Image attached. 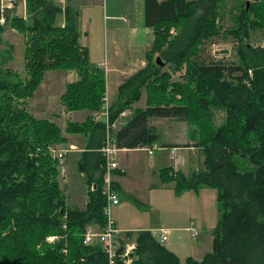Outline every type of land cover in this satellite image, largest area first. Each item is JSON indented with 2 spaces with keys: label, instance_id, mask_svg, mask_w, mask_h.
<instances>
[{
  "label": "trees",
  "instance_id": "trees-1",
  "mask_svg": "<svg viewBox=\"0 0 264 264\" xmlns=\"http://www.w3.org/2000/svg\"><path fill=\"white\" fill-rule=\"evenodd\" d=\"M24 1L25 18L5 14V24L25 40L24 76L0 62V264H107L98 243L83 244L86 228L104 223L100 149L105 124L88 115L65 125L64 133L86 141L78 169L85 174L87 202L84 209L70 207L58 181V161L49 151L67 138L54 122L35 118L26 104L45 72L74 71L78 80L60 97L65 111L100 112L105 75L79 44L71 0L64 7L56 0ZM224 1L144 0L145 26L153 34L147 63L118 87L108 122L131 110L144 93L145 106L134 108L112 131L116 148L152 147L160 139L151 125L155 119L185 122L193 129L203 168L189 175L171 167L159 171L161 182L172 183L176 195L207 187L217 191L212 249L185 264H264V46L249 43L251 31H264V0L245 1L233 19L229 33L239 43V63L206 64L197 57L200 47L220 34ZM4 31L0 25V36ZM213 109L225 112L218 127ZM50 236L57 239L49 242ZM135 242L133 264H181L149 231L139 232Z\"/></svg>",
  "mask_w": 264,
  "mask_h": 264
},
{
  "label": "rangeland",
  "instance_id": "rangeland-1",
  "mask_svg": "<svg viewBox=\"0 0 264 264\" xmlns=\"http://www.w3.org/2000/svg\"><path fill=\"white\" fill-rule=\"evenodd\" d=\"M112 1L113 0H93L92 3L85 5L86 7L82 10L83 18L81 20V25H79L80 41L86 47L87 45L85 44H89L96 58H101L104 54L103 5L106 3L111 5ZM245 1L250 0H225L223 3L219 4V11L221 13V18L219 20L221 24L220 34L205 42L200 47L197 57L199 61L206 64L221 62L226 66L237 65L239 63V43L230 35L229 31L234 23L233 19H235L238 9H241ZM60 5L63 7L65 4ZM117 8L122 10V6L118 5ZM24 11H26L25 1L21 0L18 1V3L15 4V8L13 7L8 13L10 17H23ZM58 21H62L61 17H59ZM3 26L5 28L4 32L6 33L3 32L0 36L1 66L2 68L11 69L12 71L20 73L21 76H24L23 51L25 40L23 36L15 30L14 31L20 35V37L9 30L10 27L8 24L4 23ZM87 26L90 27L91 31L87 35L88 38H84L85 32L83 30H85ZM171 33L172 35L175 34V30H171ZM137 36H140L138 40ZM149 38L150 36H147V34L143 32L140 35H135L132 39L137 40L139 44H144ZM249 41L253 46H264V31H251ZM13 59L14 62L11 63ZM173 79H177L176 75H173ZM117 86L113 75L109 74L106 78V93L109 103H114L116 101ZM54 92L56 94L59 93L57 90ZM144 100L145 95L143 93L140 101L135 104L140 105ZM26 104L28 111L35 118L52 121L58 125L59 128L61 127V130L64 129L66 117L63 116V110H61L58 103L57 106L53 104L47 109L44 108L43 111H46L45 114H38L34 111L35 106L33 107V98L28 99ZM212 113L215 126L218 127L222 125L225 119V112L223 110L213 109ZM83 120L84 119H81L80 121ZM151 125L156 128L157 134L160 136L159 141L156 143L158 148L153 150V155L151 156L147 155L143 150L129 154L128 169L125 171L126 175L123 176H126L127 187L130 189V192L129 194H121L119 205L112 209V218L117 228L128 227L131 228V230H140L141 228H157L158 230L160 228L172 229L167 234L168 242L166 241L162 243V245L169 247L171 250L177 252L181 258H184L185 253H180L179 251L187 246L185 244L195 242L196 239L192 240L188 232L181 231L179 228H183L185 224H187V218H192L196 209L188 205L187 198H181L180 195L174 193L172 184L161 186L162 183L160 184L158 170L160 168L172 166L174 171L178 170L185 175H189L203 168V156L196 147H193V141L190 136L193 129L188 127L185 122H177L173 119H155L151 122ZM63 135L66 136V133L63 132ZM69 139H71V137H69ZM81 139L82 138H78L77 142L72 141V144L69 145H61L60 147L58 145L54 147L57 148V150L60 149L61 153L64 154V150H66L67 147V150L75 149L73 144H80L82 146L83 143H80ZM159 143L181 147V150L179 152L177 151V153L173 152V154H170L171 149L163 150L160 148L161 146ZM174 154L175 160H172L171 155ZM51 156L58 160L57 171L60 188L66 198L67 205L73 207L71 201L68 202V200L77 196V189H81L82 194L86 195L87 198L88 188L85 189L86 194H84L82 188H79L82 186L80 184L87 185L85 182V174L79 171L76 163L72 164L73 170L70 172L65 166V156L61 158H58L55 154H51ZM66 158H70V156L67 155ZM177 160L182 163H179ZM237 162L238 164L248 166L246 161L237 159ZM62 171L64 172L62 173ZM71 176H73V180L70 184L71 187H68L70 178H72ZM79 195L80 192L78 193V196ZM203 195L206 211L204 215L199 212L198 219L204 221L203 226L205 227L208 224L209 218L213 215L212 206L209 204L213 205L215 210L214 214L216 215L217 213L218 216L217 191L216 189L207 187ZM194 226L197 230L196 234H198V230L201 232L200 241L201 239H205L204 237L209 234V231L204 227H200L199 229L196 225ZM132 234L134 235V232ZM182 264H185V259L182 260Z\"/></svg>",
  "mask_w": 264,
  "mask_h": 264
},
{
  "label": "crops",
  "instance_id": "crops-1",
  "mask_svg": "<svg viewBox=\"0 0 264 264\" xmlns=\"http://www.w3.org/2000/svg\"><path fill=\"white\" fill-rule=\"evenodd\" d=\"M93 0H71L69 2V5L72 9L77 11L78 13V31H79V25H81V20L83 18L82 15V10L86 7L85 5H88L92 3ZM65 4V3H64ZM63 4V5H64ZM113 4V5H112ZM122 6V10L117 8V6ZM64 7V6H63ZM104 11H103V37H104V45H103V50L104 54L101 58H96L94 57L92 50L89 46V44L84 46L81 41H80V31H79V44L82 47H85L88 49V54H89V62L91 65L99 68L100 70L103 71L105 75V80L109 74L113 75V78L116 81L117 89L118 87L130 76L133 74L137 73L139 70L143 69L146 66L147 59H146V53L150 49L151 43L153 41V34L152 30L150 28H147L145 26V2L144 0H113L111 2V5L106 3L103 5ZM12 32H14L17 36L20 37L14 30L9 29ZM84 38H88V33L91 31L90 27L87 26L85 30ZM147 34V36H150V38L144 43V44H139L137 42L138 38L140 36H137V40H133L132 38L135 35H140L142 33ZM6 33V32H4ZM14 37V36H12ZM22 38V37H21ZM14 62V59L12 60L11 63ZM104 64L105 66H102ZM12 68V67H11ZM78 80V76L74 71H62V70H56V71H47L44 73L42 82L34 92V96L32 97L34 99V104L33 107L35 108L34 111L38 114H45L46 111H43V109H47L51 105L54 104V106H57V103L59 107H61L62 112L64 113L63 116L66 117V123L68 121H77V122H82L80 121L81 119H84L88 115H95L97 113H89L87 111H78V112H66L65 108L62 106L60 102V97L65 91V87L67 84L74 83ZM57 90L59 91L58 94H56L54 91ZM107 92V90H106ZM118 93V90H117ZM107 96V93H106ZM31 98V99H32ZM117 98V97H116ZM58 100V102H57ZM145 101V100H144ZM57 102V103H56ZM112 104L111 102H108V105ZM145 106V102L141 103L140 105H133L131 110H126L124 112V115L120 116V118L117 120L118 123V128L121 127V125L124 124L125 118H127L130 114L131 111L134 108H143ZM53 108V107H52ZM127 112V113H126ZM83 120V121H84ZM65 123V125H66ZM61 128V127H60ZM117 128V129H118ZM65 129V127H64ZM62 129V130H64ZM116 130V129H115ZM65 136V135H64ZM67 136V137H66ZM67 143L62 144V145H69L72 144V141L77 142L78 138H82L80 143H83L82 146L80 144H73L74 148L73 150H68L64 156L65 160V166L66 168L71 172L73 170L72 164L76 163L77 165L79 162L82 160L81 154L82 152L85 151V138L77 136V135H67ZM71 137V139H69ZM160 145V143H159ZM61 145H59L60 147ZM72 146V145H71ZM156 146L157 145H153ZM72 147V148H73ZM68 148V147H67ZM66 148V149H67ZM158 148V147H157ZM161 149H171L170 154H173V152L177 153L181 150V147H160ZM139 150H143L144 152L147 153L146 148H137V149H120L118 148V151L116 153L117 156V161L119 164V167L123 170L121 171H114L112 175V181L113 185L117 188V191L120 195V201H121V194H129L130 189L127 187L126 183V175L125 171L128 169V159H129V154L137 152ZM67 155L70 156V158H66ZM147 155H149L147 153ZM153 155V153L151 154ZM149 155V156H151ZM172 160H175V154L171 155ZM179 162V160H177ZM182 163V162H179ZM171 167L172 166H167ZM174 167V166H173ZM159 169V168H158ZM163 169L160 168L158 170V175L159 171ZM177 171V170H175ZM70 181L68 183V187H71V182L73 180V176H71ZM83 177V176H82ZM160 178V177H159ZM65 182V181H64ZM68 182V180H67ZM160 180V184H161ZM67 184V183H64ZM159 184V185H160ZM172 184V183H171ZM79 188H82L84 190V194H86V188L87 186L84 184ZM163 185H169V184H163ZM207 190V188H201L197 192H194L192 190H187L184 191L180 197L181 198H187L188 205L191 207H194L196 209L195 214L192 216V218H187V224L182 228H179L181 231L188 232L189 237L192 238V240H195V242H192L190 244H185L183 249H181L179 252L180 253H185L184 258H181L177 254V252L171 250L169 247H166L169 251L173 252L180 260L182 264V260H186L187 258H192L193 260L200 261L205 254L209 253L212 249V228L216 224L217 221V213L216 215L214 214L215 210L212 204H209L212 206V211L213 215L212 217L209 218L208 224L204 227V221L198 219V213L201 212L202 215H204L206 209H205V202H204V192ZM77 196L73 199H69L71 201V204L73 207L78 208V209H84L87 198L86 195L82 194L81 189H77ZM80 192V195L78 196V193ZM119 205V204H118ZM117 205V206H118ZM200 229V227H204L209 231V234L205 236V239H201L200 241V231L198 230V236H193L192 233L190 232L189 228H193L196 233L197 230L195 226ZM121 231L127 232L126 236L129 238L130 241H136V236L139 232L141 231H149L150 234L153 236V238L159 242V235H160V230H166L167 234L169 231L172 229H164L160 228L159 230L157 228H141L131 230V228L128 227H122L118 228ZM145 229V230H144ZM134 232V235L132 234ZM168 240V238H167ZM166 240V241H167ZM165 241V242H166ZM168 242V241H167ZM164 243V242H163ZM162 244V243H160Z\"/></svg>",
  "mask_w": 264,
  "mask_h": 264
},
{
  "label": "built area",
  "instance_id": "built-area-1",
  "mask_svg": "<svg viewBox=\"0 0 264 264\" xmlns=\"http://www.w3.org/2000/svg\"><path fill=\"white\" fill-rule=\"evenodd\" d=\"M60 4H64L65 0H57ZM16 0H0V24L3 25L5 21L6 12L10 11L15 7ZM102 66H105L102 64ZM104 105L102 110L94 115V120L105 124V138L104 143L100 149L102 157L104 158V166L102 173V190L101 194L104 199V206L102 209L104 216V223L102 227L90 225L86 228L83 235V244L90 245L98 243L101 247L102 252L105 254L107 264H133L135 259L136 242L130 241L126 236L127 232L121 231L115 225L114 219L112 218V209L117 206L120 202L119 193L113 186L112 175L114 171H123L118 164L116 148L112 131L118 128L117 121L109 124L108 122V100L107 96L104 98ZM124 113H122V116ZM157 149L156 146L146 148L147 153L151 155L153 150ZM50 154H55L58 158L64 156L68 151L64 150V154L61 150L55 147H50ZM57 159V158H56ZM58 161V160H57ZM64 171H62L63 173ZM92 189V188H91ZM193 236H196V232L193 228H189ZM57 239L56 236H50L47 241L53 242ZM167 240V231L161 229L159 235V243H163Z\"/></svg>",
  "mask_w": 264,
  "mask_h": 264
},
{
  "label": "water",
  "instance_id": "water-1",
  "mask_svg": "<svg viewBox=\"0 0 264 264\" xmlns=\"http://www.w3.org/2000/svg\"><path fill=\"white\" fill-rule=\"evenodd\" d=\"M156 63H157V64H158V63L160 64V60H159V58L156 59ZM160 66H163V65L160 64Z\"/></svg>",
  "mask_w": 264,
  "mask_h": 264
},
{
  "label": "bare ground",
  "instance_id": "bare-ground-1",
  "mask_svg": "<svg viewBox=\"0 0 264 264\" xmlns=\"http://www.w3.org/2000/svg\"><path fill=\"white\" fill-rule=\"evenodd\" d=\"M16 3H17V0H16ZM15 8V7H14Z\"/></svg>",
  "mask_w": 264,
  "mask_h": 264
}]
</instances>
